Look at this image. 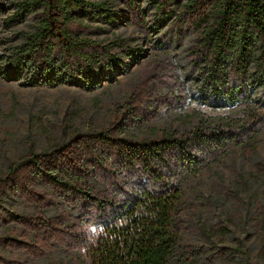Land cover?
<instances>
[{
    "label": "trees",
    "instance_id": "1",
    "mask_svg": "<svg viewBox=\"0 0 264 264\" xmlns=\"http://www.w3.org/2000/svg\"><path fill=\"white\" fill-rule=\"evenodd\" d=\"M182 1L174 14L166 0H149L155 28L172 16L177 26H201L189 61L198 72L200 88L221 107L251 112L252 133L264 119V106L251 100L247 82L251 78L264 87V0ZM124 2L129 21L147 34L137 1ZM87 9L107 21L115 17L104 2L24 0L15 4L11 17L30 10L39 14L34 29L11 48L3 78L10 80L24 71L32 83L58 68L66 78L99 84L91 62L119 71L123 64L119 57L141 58L142 50L134 51L118 40L100 47L83 38L86 27L76 17ZM9 21L5 19L4 24ZM134 95L133 108L126 106L124 113L131 121L142 114L139 97ZM131 121L129 126L122 121L121 129L131 127ZM216 121L213 128L202 124L182 135L160 132L156 141L144 143L108 134L72 136L73 131L65 146L46 154H28L12 164L0 173V222L6 236L0 264L34 262L57 248L64 250L69 264H190V252L180 241L179 183L237 143L238 127L245 120L233 122L235 127ZM8 197L33 212L6 220L1 203ZM53 206L58 213L48 216Z\"/></svg>",
    "mask_w": 264,
    "mask_h": 264
},
{
    "label": "rangeland",
    "instance_id": "2",
    "mask_svg": "<svg viewBox=\"0 0 264 264\" xmlns=\"http://www.w3.org/2000/svg\"><path fill=\"white\" fill-rule=\"evenodd\" d=\"M22 1L0 0V173L28 154H46L65 146L75 135L108 134L129 143H144L156 141L160 132L182 135L202 124L213 128L216 119L232 127L233 122L245 120L238 127L237 143L204 170L179 183L183 212L180 241L190 252V264H264V119L250 133L251 112L221 107L200 88L198 72L189 61L201 26H177L172 16L155 28L149 0H136L144 12L145 28H149L144 34L129 21L124 0H86L106 3L115 17L107 21L90 9L78 13V23L86 27L82 37L100 47L118 40L134 51L142 50L141 58L119 57L123 63L119 71L91 62L99 84L66 78L58 68L32 83L24 71L8 80L2 74L11 48L34 29L39 14L30 10L24 16L11 17L15 4ZM166 1L174 14L183 4L182 0ZM5 19L10 20L6 25ZM247 82L251 100L264 106V87L251 78ZM136 93L142 114L131 121L124 113L129 105L133 108L131 98ZM122 121H131V127L121 129ZM73 131L76 133L71 136ZM1 205L6 220L33 212L10 197ZM57 213L53 206L47 215ZM2 231L0 222V250L6 237ZM25 264L69 263L64 250L57 248L43 259Z\"/></svg>",
    "mask_w": 264,
    "mask_h": 264
}]
</instances>
